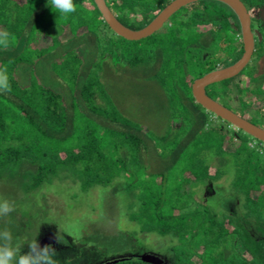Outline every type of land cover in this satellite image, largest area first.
Masks as SVG:
<instances>
[{
	"label": "trees",
	"instance_id": "trees-1",
	"mask_svg": "<svg viewBox=\"0 0 264 264\" xmlns=\"http://www.w3.org/2000/svg\"><path fill=\"white\" fill-rule=\"evenodd\" d=\"M104 1L123 26L138 31L174 0ZM240 1L256 14L264 4ZM235 15L223 2L197 1L175 12L151 36L128 41L109 28L94 0H0V181L19 180L22 190L30 192L66 176L77 179L85 193L121 180L115 189L136 203L131 221L142 233L174 241L168 247L171 264H264V154L251 148L249 135L207 111L192 94L195 81L223 64L221 57H201L203 35L222 49V33L233 43L238 36L243 50ZM256 44L245 69L223 81L234 89L222 101L206 94L260 128L264 98L253 93L264 92V69L259 84L252 77L245 84L240 78L252 61L257 63V48L264 52V38ZM160 51L167 57L161 59L156 80L173 113L170 131L154 139L157 150L152 147L167 164L151 173L143 155L149 153V132L121 113L103 73L107 60L123 69L151 66ZM46 64L68 89L69 105L39 77V67ZM23 68L29 74L25 83L19 77ZM245 95L253 101L248 108ZM235 97L237 107L231 105ZM259 102L263 105L256 108ZM222 177L229 193L240 197L239 211L220 210L187 189Z\"/></svg>",
	"mask_w": 264,
	"mask_h": 264
},
{
	"label": "rangeland",
	"instance_id": "rangeland-1",
	"mask_svg": "<svg viewBox=\"0 0 264 264\" xmlns=\"http://www.w3.org/2000/svg\"><path fill=\"white\" fill-rule=\"evenodd\" d=\"M252 30L258 46V42L262 37L264 38V20L257 23L254 19ZM222 35L220 37L225 43V49L217 46L215 42L213 44V39L206 34L198 42L203 48V53H199L203 59L210 56L212 60L217 57L222 58L223 64L218 66L219 69L217 67L218 71L222 70V67L235 65L243 56V50L238 45L240 43L238 36L234 38L233 43L223 33ZM68 37L66 35L63 38L66 41ZM83 54L87 56L86 52ZM262 56L264 52L257 48L253 58L257 63L254 64L252 61L250 68L240 76L244 84L251 80L250 77L255 78L256 83L263 80L261 79V69H264ZM166 57L164 51L157 52L151 66L139 69L119 68L120 63L114 64L110 60L104 63V82L121 113L130 120L143 125L146 134L149 132V139L153 145L148 142L149 153L143 155L148 172L151 173L158 172L162 166L167 164L162 160V154L157 151L154 155L152 149L155 146L157 150V142L154 139L170 131L173 113L167 101L166 90L156 80L160 72L161 59ZM87 58L90 63L93 61V56ZM44 66L43 69L41 67L38 69L42 82L53 90L61 92L69 105L68 89L60 81L57 80L59 84L57 83L47 64ZM143 70H146L145 76ZM252 73L254 76H250ZM28 75V68H23L19 72L23 83L27 82ZM150 75H154L155 79L149 78L146 81L143 78ZM231 89L233 90L234 86L222 82L216 84L214 88H207L206 91L217 95L218 100L222 101L224 93L231 92ZM253 94L262 95L264 98L262 89ZM248 96L250 95L242 96L243 105L246 108L250 107L253 102L251 99L247 101L244 99ZM97 102L101 104L99 99ZM231 105L237 107V97L233 98ZM262 105L263 103L259 102L255 107L259 108ZM260 128L264 130V125ZM173 134L172 132V137ZM248 140L252 141L251 148H259L260 150H257L264 154V143L259 145L258 141L251 136H248ZM231 147L233 149L235 146ZM119 182L121 180L116 181L109 188L95 187L82 193L77 179L72 180L66 176L64 180L56 178L51 185H43L30 192L22 190L19 180H1L0 264H38L41 260L48 264H101L112 261V259L125 258L128 255L138 256L146 251L156 252L169 259L171 252L168 247L172 246L174 241L170 237L140 231L138 225L130 218V213L136 209V203L131 201L126 194L119 193L115 189L120 185ZM187 189L195 192L200 201L218 207L220 210L226 211L233 207L239 211L241 199L229 193L225 177L214 183H193ZM5 241H8L6 245ZM50 249H53V253L41 256L38 260L33 257L38 252Z\"/></svg>",
	"mask_w": 264,
	"mask_h": 264
},
{
	"label": "water",
	"instance_id": "water-1",
	"mask_svg": "<svg viewBox=\"0 0 264 264\" xmlns=\"http://www.w3.org/2000/svg\"><path fill=\"white\" fill-rule=\"evenodd\" d=\"M203 0H175L171 2L161 13L145 28L132 31L123 26L107 7L104 0H94L103 20L109 28L119 37L128 41H139L151 36L158 31L163 24L179 9ZM229 5L237 14L241 24L243 37V56L235 65L223 70H217L205 75L203 78L194 82L192 94L196 102L204 107L207 111L213 113L218 118L230 123L236 129L243 131L245 134L264 142V130L253 125L252 123L240 118L232 111L223 107L216 101L209 98L206 94V88L223 81L232 79L239 75L243 69L250 63L255 50V39L251 29V17L246 7L240 0H216ZM261 18L264 20V7L261 11ZM141 260L148 264H167L162 258L154 255H145ZM122 260H113L104 264H119ZM47 264V263H45Z\"/></svg>",
	"mask_w": 264,
	"mask_h": 264
},
{
	"label": "flooded vegetation",
	"instance_id": "flooded-vegetation-1",
	"mask_svg": "<svg viewBox=\"0 0 264 264\" xmlns=\"http://www.w3.org/2000/svg\"><path fill=\"white\" fill-rule=\"evenodd\" d=\"M244 4V3H243ZM244 6L246 7L247 11L249 12L250 14V17H251V29H252V22L254 21H257V23H259L260 21L262 22V18H261V11L264 7V4L263 6L258 10V13L256 14L255 12H251V10H249V7H247L245 4ZM237 16V14H236ZM238 18V22L240 23V20H239V17L237 16ZM241 25V24H240ZM253 32V30H252ZM255 39V38H254ZM262 39V38H261ZM242 42H243V37H242ZM244 51V50H243ZM148 234V233H147ZM55 251V250H54ZM50 253H53V249H50V250H46L45 252H38L36 255H34L33 257L38 260L41 258V256H45L47 254H50ZM145 255H154V256H157V257H160L162 258L167 264H171L170 260L166 257V256H163L161 254H157L156 252H152V251H146L145 253H142L141 255H128V256H125V258H116L115 260H122L124 259L123 262L121 263H125V262H132V261H137V262H140L142 264H148V263H145L143 260H141ZM114 259H112L113 261ZM107 262H110V261H107ZM107 262H103L101 264H104V263H107ZM38 264H45L44 261H40ZM48 264V263H47Z\"/></svg>",
	"mask_w": 264,
	"mask_h": 264
},
{
	"label": "clouds",
	"instance_id": "clouds-1",
	"mask_svg": "<svg viewBox=\"0 0 264 264\" xmlns=\"http://www.w3.org/2000/svg\"><path fill=\"white\" fill-rule=\"evenodd\" d=\"M174 1H175V0H174ZM172 2H173V1H172ZM163 10H164V9H163ZM163 10H162V11H163ZM160 13H161V12H160ZM116 19H117V18H116ZM153 20H154V19H153ZM153 20H152V21H153ZM166 22H167V21H166ZM166 22H165V23H166ZM165 23H164V24H165ZM164 24H163V25H164ZM148 25H149V24H148ZM145 27H146V26H145ZM145 27H144V28H145ZM161 28H162V27H161ZM161 28H160V29H161ZM142 29H143V28H142ZM160 29H159V30H160ZM159 30H158V31H159ZM156 32H157V31H156ZM252 33H253V32H252ZM227 68H228V67H227ZM223 69H226V68H223V67H222V70H223ZM261 129H262V128H261ZM252 138H253V137H252ZM254 139H255V138H254ZM256 140H257V139H256ZM258 141H259V140H258ZM260 142H261V141H260ZM262 143H264V142H262ZM259 145H262V144H259Z\"/></svg>",
	"mask_w": 264,
	"mask_h": 264
}]
</instances>
